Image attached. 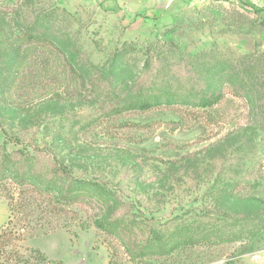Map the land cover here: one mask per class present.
Wrapping results in <instances>:
<instances>
[{"label": "rangeland", "instance_id": "1", "mask_svg": "<svg viewBox=\"0 0 264 264\" xmlns=\"http://www.w3.org/2000/svg\"><path fill=\"white\" fill-rule=\"evenodd\" d=\"M24 152L117 204L60 206L6 181L0 264H264V0H0V155ZM215 180L231 189L219 203ZM116 218L137 240L198 222L215 243L134 258L131 233L95 227Z\"/></svg>", "mask_w": 264, "mask_h": 264}, {"label": "trees", "instance_id": "2", "mask_svg": "<svg viewBox=\"0 0 264 264\" xmlns=\"http://www.w3.org/2000/svg\"><path fill=\"white\" fill-rule=\"evenodd\" d=\"M36 33L34 28L28 29V34ZM186 102L199 107H211L219 102L220 94L210 95H189L184 97ZM160 97L151 96L147 100L137 102L136 109L147 110L162 103ZM165 102L171 104L177 102L173 95H166ZM185 99L183 101H185ZM59 170V169H57ZM62 172V171H61ZM64 173L49 177V174L43 172L34 157L27 152L22 153L21 158L14 159L10 154L0 155V193H5L9 211L14 207L13 198L9 195L5 187L6 181L11 182L22 188L31 186L40 194L53 193L55 202L60 206H71L74 204L87 203L92 207L101 209H112L116 207L115 195L108 188L73 178H67ZM65 177V178H64ZM207 192L213 196L216 203L227 199L231 193L230 186L223 181L215 180L207 189ZM264 214V208L262 209ZM133 222L116 218L111 221L96 222L95 227L113 238L123 242L121 235L131 233L125 248L131 247V256L138 259L143 258H162L168 256L180 247H189L195 245L214 244L215 239L211 238L213 229L207 225H200L198 222L181 221L173 226L164 225L163 227H151L149 234L142 240H137L134 236ZM224 235L219 240L224 241ZM129 245V246H128Z\"/></svg>", "mask_w": 264, "mask_h": 264}, {"label": "crops", "instance_id": "3", "mask_svg": "<svg viewBox=\"0 0 264 264\" xmlns=\"http://www.w3.org/2000/svg\"><path fill=\"white\" fill-rule=\"evenodd\" d=\"M8 218V207L7 204L0 200V228H2L7 222Z\"/></svg>", "mask_w": 264, "mask_h": 264}]
</instances>
